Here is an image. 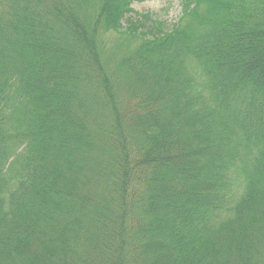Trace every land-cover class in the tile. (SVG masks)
<instances>
[{
    "label": "trees",
    "instance_id": "1",
    "mask_svg": "<svg viewBox=\"0 0 264 264\" xmlns=\"http://www.w3.org/2000/svg\"><path fill=\"white\" fill-rule=\"evenodd\" d=\"M140 1L0 0V264H264V0Z\"/></svg>",
    "mask_w": 264,
    "mask_h": 264
},
{
    "label": "rangeland",
    "instance_id": "2",
    "mask_svg": "<svg viewBox=\"0 0 264 264\" xmlns=\"http://www.w3.org/2000/svg\"><path fill=\"white\" fill-rule=\"evenodd\" d=\"M131 8L135 13L142 15L149 13L153 15V18L156 17L168 23L174 22L182 11L181 0H143L134 2ZM102 39L105 45V55L114 53L117 56L124 53L125 48H117V39L114 34H107Z\"/></svg>",
    "mask_w": 264,
    "mask_h": 264
}]
</instances>
